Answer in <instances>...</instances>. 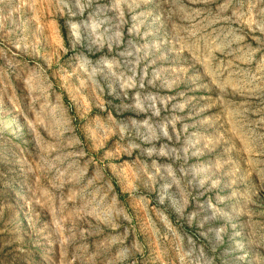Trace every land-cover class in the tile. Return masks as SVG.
Instances as JSON below:
<instances>
[{"label":"rangeland","instance_id":"obj_1","mask_svg":"<svg viewBox=\"0 0 264 264\" xmlns=\"http://www.w3.org/2000/svg\"><path fill=\"white\" fill-rule=\"evenodd\" d=\"M0 264H264V0H0Z\"/></svg>","mask_w":264,"mask_h":264}]
</instances>
